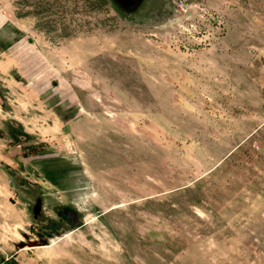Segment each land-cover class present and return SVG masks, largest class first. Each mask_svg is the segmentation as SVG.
Wrapping results in <instances>:
<instances>
[{"label":"rangeland","instance_id":"1","mask_svg":"<svg viewBox=\"0 0 264 264\" xmlns=\"http://www.w3.org/2000/svg\"><path fill=\"white\" fill-rule=\"evenodd\" d=\"M0 264H264V0H0Z\"/></svg>","mask_w":264,"mask_h":264},{"label":"flooded vegetation","instance_id":"2","mask_svg":"<svg viewBox=\"0 0 264 264\" xmlns=\"http://www.w3.org/2000/svg\"><path fill=\"white\" fill-rule=\"evenodd\" d=\"M126 3H133L134 0H124Z\"/></svg>","mask_w":264,"mask_h":264}]
</instances>
